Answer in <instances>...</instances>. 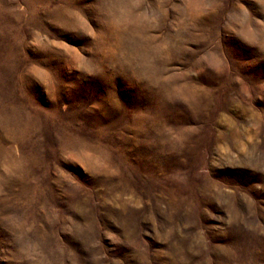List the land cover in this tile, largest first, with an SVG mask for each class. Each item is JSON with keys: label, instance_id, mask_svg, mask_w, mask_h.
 Wrapping results in <instances>:
<instances>
[{"label": "rangeland", "instance_id": "374dc122", "mask_svg": "<svg viewBox=\"0 0 264 264\" xmlns=\"http://www.w3.org/2000/svg\"><path fill=\"white\" fill-rule=\"evenodd\" d=\"M91 12L0 0V264H264V0Z\"/></svg>", "mask_w": 264, "mask_h": 264}, {"label": "snow or ice", "instance_id": "6c2138e0", "mask_svg": "<svg viewBox=\"0 0 264 264\" xmlns=\"http://www.w3.org/2000/svg\"><path fill=\"white\" fill-rule=\"evenodd\" d=\"M75 3L80 6L89 16V19H93L92 16V12H91V6L95 4V0H75ZM93 22L95 23V20H93ZM97 28H99L101 30V32L103 33H107V29L106 28H101V26L99 24L96 25ZM61 38L69 40V42L71 43H75L77 44V46H79L80 44L83 43H91L92 41L88 39L87 36L81 35V34H73V35H62ZM93 39H95V37H93ZM85 54L86 55H90L91 52L90 50L85 49ZM55 57L54 56H48L47 54L40 56L37 58L39 63L44 64L45 67H52V64L49 63V60H54ZM32 83L34 85H36V87L40 88V90L42 91L43 89L40 87L39 82L38 81H32ZM71 161H66L65 166H70L71 165Z\"/></svg>", "mask_w": 264, "mask_h": 264}, {"label": "bare ground", "instance_id": "6f19581e", "mask_svg": "<svg viewBox=\"0 0 264 264\" xmlns=\"http://www.w3.org/2000/svg\"><path fill=\"white\" fill-rule=\"evenodd\" d=\"M111 13H113V12H111ZM114 20V19H113ZM109 32H111V31H109ZM113 33V32H112ZM115 33V32H114ZM118 41V40H117ZM117 43V42H116ZM136 50V49H135Z\"/></svg>", "mask_w": 264, "mask_h": 264}]
</instances>
